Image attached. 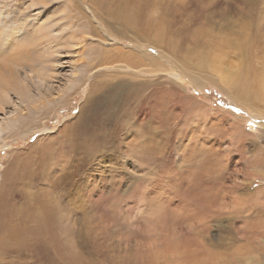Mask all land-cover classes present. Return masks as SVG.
<instances>
[{"label":"rangeland","instance_id":"obj_1","mask_svg":"<svg viewBox=\"0 0 264 264\" xmlns=\"http://www.w3.org/2000/svg\"><path fill=\"white\" fill-rule=\"evenodd\" d=\"M85 1L0 113V264H264V0ZM29 2L0 0V68Z\"/></svg>","mask_w":264,"mask_h":264},{"label":"bare ground","instance_id":"obj_2","mask_svg":"<svg viewBox=\"0 0 264 264\" xmlns=\"http://www.w3.org/2000/svg\"><path fill=\"white\" fill-rule=\"evenodd\" d=\"M105 1L108 3L109 0H105ZM105 1L104 0H87L84 2V4H88L87 6L90 7L89 8L90 10L93 8L92 5H97L99 8H98V10L97 9L96 10L100 13L102 11V14H104V12H105L104 8L105 7H103V2H104V5H107V3ZM123 2L124 1H122V0H110L109 1V10H113V9L117 10L118 5H120ZM41 4H43V6H40ZM29 5H30V7L27 8V10L29 12L30 11L31 12L39 11V13L42 14L41 15L42 17H40L39 19L36 20L33 27L30 24L28 25V27H29L28 32H25L23 35L20 34L18 36H15V39L12 40V44L9 43L8 49L17 47V44H19V42H20V44L21 43L26 44V42L29 44L31 43V45L34 48L29 55H27L25 52L24 53L26 55L21 54L22 59L18 60V63L15 65L16 70H15V68L13 69L12 67H10L6 64H1L2 66L0 68V113H1L3 106L4 105L7 106V104L9 103V102H7L6 95L8 96L10 94H13L22 103H27V94L28 93L26 92V86H24V85H25V81H28V82L31 81V77H29V74L37 72L40 69L44 70L43 74H46L47 71L48 72L54 71V68L56 67V65H59L60 61H61V56L58 57L57 52L53 53L52 55H50V54H51V50H58V51L61 50V42L64 41L63 40L64 33L66 30V26H68V24H66L64 22L63 18H56V17L51 18L47 22L48 24H42L41 23L45 20V14L46 13L54 11L60 7V5H61L60 0H30ZM123 5H124V3H123ZM131 7H133V6H131ZM120 8H121V6H120ZM123 11H124V9H123ZM127 12H128V14L126 13L127 17L123 16L124 22L128 25H132L135 27V25H134L135 13H132L133 11L132 12L127 11ZM59 15H61V14H59ZM92 17H93V15H92ZM120 18H121V15H120ZM2 27H4V29ZM8 27L9 26H6L4 21L0 20V35L1 36L3 35L2 33H6V31L8 30ZM6 28H7V30H6ZM24 35H26L28 37V40H26V41L23 40ZM19 36H22L21 38H23V39L17 40L16 37H19ZM75 37H72V36L69 37L68 42L71 45H73V43H74L73 41H74ZM40 45H43L42 46L43 48L39 49ZM45 51H47V52L45 53ZM106 62H107V60H105L103 62L101 61V63H99V61H98L99 64L96 66L102 67V65H104ZM88 63H90V62H88ZM88 63L85 65L86 69L91 68V66L94 65V64L89 65ZM17 67L20 71H22L23 78H20V76L17 74ZM210 68H213V67L210 66ZM98 74H100V73L98 72L96 74V76H98ZM171 75H173V74H171ZM172 77L178 78L177 75H173ZM224 81L226 82V85H228L227 88L229 90H232L233 92H238L241 97H243L244 94L247 92V91L245 92V90H246L245 85H243L240 82H239V84L234 82L235 81L234 76H227ZM257 87H258V92H260V96H262L261 98L264 100V78L263 77H262V79H260L257 82ZM14 124H15V121H7L5 126H0V134L2 135V133L5 132L7 129H11V126ZM257 176L261 177V181L264 180L263 174L262 175L258 174Z\"/></svg>","mask_w":264,"mask_h":264}]
</instances>
